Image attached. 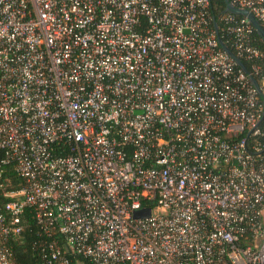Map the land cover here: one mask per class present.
I'll use <instances>...</instances> for the list:
<instances>
[{
  "label": "built area",
  "instance_id": "1",
  "mask_svg": "<svg viewBox=\"0 0 264 264\" xmlns=\"http://www.w3.org/2000/svg\"><path fill=\"white\" fill-rule=\"evenodd\" d=\"M212 10L0 0V264L26 212L41 264H264V51Z\"/></svg>",
  "mask_w": 264,
  "mask_h": 264
},
{
  "label": "trees",
  "instance_id": "2",
  "mask_svg": "<svg viewBox=\"0 0 264 264\" xmlns=\"http://www.w3.org/2000/svg\"><path fill=\"white\" fill-rule=\"evenodd\" d=\"M213 10L212 14L219 19L220 14L224 11L226 7L225 0H212ZM220 23V22H219ZM221 24V23H220ZM221 35L223 36L222 32ZM253 45L264 51V41L254 30L253 35ZM224 42L236 54L234 48L227 42L223 37ZM244 65L249 71H251L250 62L241 59ZM8 177L13 180L14 185L22 183V180L11 170L8 169ZM6 201H8L3 192L0 191V205L2 206ZM23 222L25 225L24 231L20 238H9L7 241V246L11 251V262L13 264H41L42 258L39 249V243L44 239L41 234L39 226L33 220L31 214L26 212L23 216Z\"/></svg>",
  "mask_w": 264,
  "mask_h": 264
},
{
  "label": "water",
  "instance_id": "3",
  "mask_svg": "<svg viewBox=\"0 0 264 264\" xmlns=\"http://www.w3.org/2000/svg\"><path fill=\"white\" fill-rule=\"evenodd\" d=\"M225 3H226L225 12H229V13H232V14H235L238 16L246 17L250 21L252 26L254 27L257 34L264 41V28L262 27L261 23L258 21V19L254 16L253 13H251L248 10L239 9V8L232 6L228 0H225ZM213 24H214V28L218 34V41H219L220 46L231 56V58L234 59V61L238 64V66H240L245 71V73H249L247 67L244 65L242 60L237 58V56H235L233 51H231L230 48H228V46H226L224 44V41L219 36V25H218L216 18H214ZM251 79H252L253 84L258 89L259 93L261 94V90L259 88L258 82L253 77ZM150 213H151L150 209H145V210L136 212L135 217L136 218H145V217H148L150 215Z\"/></svg>",
  "mask_w": 264,
  "mask_h": 264
}]
</instances>
